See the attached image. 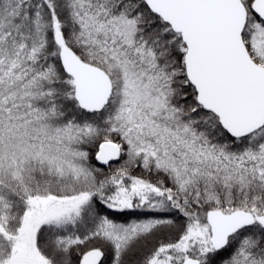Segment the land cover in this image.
Masks as SVG:
<instances>
[{
  "label": "trees",
  "instance_id": "16d2710c",
  "mask_svg": "<svg viewBox=\"0 0 264 264\" xmlns=\"http://www.w3.org/2000/svg\"><path fill=\"white\" fill-rule=\"evenodd\" d=\"M252 1L241 0L247 10ZM255 23L264 26L248 17L243 32L251 56ZM62 47L106 71L115 85L135 74L162 107L120 109L113 99L101 113H84L59 64ZM184 54L180 37L143 0H0V264L20 231L25 198L39 193L85 199L76 217L38 228L35 249L47 264H78L90 249L104 253L103 264H149L159 248L176 244L179 234L170 226L183 231L215 209H253L264 217V128L231 139L196 103ZM105 142L121 150L108 166L96 161ZM168 162L172 168H161ZM181 172L195 173L188 179ZM135 181L145 185L146 205L165 210L146 216L106 206L138 187ZM140 220H155L154 231L174 235L107 237L106 221ZM193 243L182 249L181 261L264 264L260 225L239 232L219 252Z\"/></svg>",
  "mask_w": 264,
  "mask_h": 264
},
{
  "label": "water",
  "instance_id": "95a60500",
  "mask_svg": "<svg viewBox=\"0 0 264 264\" xmlns=\"http://www.w3.org/2000/svg\"><path fill=\"white\" fill-rule=\"evenodd\" d=\"M146 8L178 35L185 47L184 73L196 94V103L218 120L233 140L246 138L264 128V67L250 56L243 41L247 10L241 0H143ZM250 13L264 23V0H253ZM58 61L74 86V100L88 115L104 111L113 95L110 77L83 62L72 50L62 48ZM117 145H100L96 161L116 163ZM206 223L214 251H222L230 238L264 218L236 210L209 211ZM104 253L91 249L78 264H102ZM183 264H199L187 260Z\"/></svg>",
  "mask_w": 264,
  "mask_h": 264
},
{
  "label": "rangeland",
  "instance_id": "374dc122",
  "mask_svg": "<svg viewBox=\"0 0 264 264\" xmlns=\"http://www.w3.org/2000/svg\"><path fill=\"white\" fill-rule=\"evenodd\" d=\"M247 12L248 17L254 18L248 10ZM252 25L254 26L250 36L252 58L257 60V64L264 67V26L258 23ZM108 76L110 77L109 74ZM112 84L113 95L111 101L113 99H117L118 105H120V109L125 104H131L134 105V107L141 108L148 107L154 109L155 111L160 110V107H162L159 96H157V94L147 83L142 82L141 79H138V77L133 73H129V76L120 81L118 85H115L113 81ZM127 115L129 117H132V114ZM11 164L16 165V161L12 162ZM166 165H162L161 168L170 169L172 168L171 165L173 164L168 162ZM173 172L178 177H181L178 171L173 170ZM18 173L19 172H17V169L15 167L16 177L18 176ZM181 173L185 176V178L189 179L195 172H192L191 174H186L183 172ZM135 183H137L138 187L129 191L130 193L123 192L119 200L110 201V204H106V206L108 208L119 211L141 210L142 213H146V216H154L156 215L155 213L158 214L161 213V210H165H163L161 206L156 205L155 203L150 202L146 205L145 200L148 198L147 196H142L144 193H142L143 191L141 190L145 185L144 183L139 181H135ZM149 194L152 196L154 195V193ZM25 199L27 201L25 205V211L19 225L20 231L13 239L14 241L12 247L8 250L10 254L9 259L7 258L4 264H47V262L37 253L35 249V235L38 228L45 224L57 225L76 217L85 199H62L58 198L55 195H52L51 193L49 195H42V193H39L35 194V196L32 197H26ZM175 206L180 208V206ZM233 211L235 210L222 212L227 214ZM243 211L252 213L256 218L263 217L253 209H243ZM180 214L183 215V213ZM183 216L186 215L184 214ZM178 217H180L179 214ZM156 225L158 224L155 220H140L137 222L132 221L126 224H116L106 221L104 227L106 229L107 237L111 240L129 241L135 238L137 235L142 234L148 235L149 240L151 237L155 236H159L163 239L173 237L174 234H166L167 232H165L164 230H156L157 232L154 231L156 229ZM166 228H171L172 231H176L174 233L179 234L177 236V241L175 242L176 244L174 243L175 245H167L164 246V248H159L158 255L153 257L150 260L149 264H183L184 261L189 259L184 258L183 261H181L180 253L182 252L183 248L184 250L187 249V245L190 241L201 244L204 250H208V248L212 249L210 243V229L206 223V218L204 222L198 223L194 221L192 224H189L188 222L185 223V228L183 231L179 226L178 228L172 226Z\"/></svg>",
  "mask_w": 264,
  "mask_h": 264
}]
</instances>
